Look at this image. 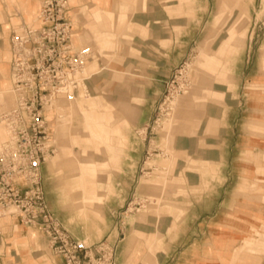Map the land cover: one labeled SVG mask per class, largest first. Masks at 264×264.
Instances as JSON below:
<instances>
[{"label": "rangeland", "instance_id": "obj_1", "mask_svg": "<svg viewBox=\"0 0 264 264\" xmlns=\"http://www.w3.org/2000/svg\"><path fill=\"white\" fill-rule=\"evenodd\" d=\"M69 1L75 44L91 47L93 58L84 74L89 94L59 101L64 117L52 124L56 152L43 166L41 182L53 217L89 243L126 236L118 264H157V218L175 215L179 201L189 205L192 195L209 201L206 208L214 213L220 183L234 202L240 238L235 259L264 264V0ZM41 4L0 0V113L15 105L12 32L23 17H36ZM241 125L250 140L239 156V179L228 172L237 152L218 164L210 151L218 147L226 154L222 136ZM99 127L109 136L92 132ZM133 144L144 154L130 188L122 166ZM121 191L132 195L119 209L124 232L105 235L119 222L118 214L105 219V204L123 203ZM25 226L0 217V264H27L28 256L54 264L39 227ZM141 226L157 233L141 232ZM25 234L38 244L29 245L28 236L17 245Z\"/></svg>", "mask_w": 264, "mask_h": 264}, {"label": "built area", "instance_id": "obj_2", "mask_svg": "<svg viewBox=\"0 0 264 264\" xmlns=\"http://www.w3.org/2000/svg\"><path fill=\"white\" fill-rule=\"evenodd\" d=\"M69 0H42L37 24H22L11 36V76L16 106L2 113L9 138L0 142V217L37 226L63 264H118L107 240L74 237L48 209L41 172L56 151L49 116L54 98L73 100L76 74L93 58L77 46Z\"/></svg>", "mask_w": 264, "mask_h": 264}, {"label": "crops", "instance_id": "obj_3", "mask_svg": "<svg viewBox=\"0 0 264 264\" xmlns=\"http://www.w3.org/2000/svg\"><path fill=\"white\" fill-rule=\"evenodd\" d=\"M71 8L72 7L69 1V8L67 13L69 17H71L70 16ZM37 17L38 15L36 17L29 18V20L28 19L26 20V17H23L22 20H25V23L26 22L35 23L37 21ZM17 28L18 27H16L13 30V32L17 30ZM158 38L164 40V38H161V36L159 35ZM75 40L76 37L74 38V42ZM158 40L159 39H156V41ZM11 57H12V53H10L8 50L9 64ZM11 90H12V86H11ZM82 93L83 92L79 90L77 96H81ZM1 99L2 98L0 97V103L2 101ZM125 109L128 110L127 107H125ZM148 118H149L148 114L143 115L140 118V122H144ZM241 126L242 127L238 132L235 133L232 132L235 130V128L234 129L232 128L233 130L229 129L231 130L230 134L226 133L225 137L222 136V140H223L222 142H225L229 145V147L226 146V154H224L225 153L224 149H223L224 152L221 153L218 147H215V149L213 148V150L210 151L211 152L210 154H213L211 155L210 159H212L213 162H216L218 164H220L221 162L227 163V160H229L228 161L229 163L233 159V154H236L237 152L238 157H236L237 159H234V161L232 160L231 162L232 165L228 170V172L229 174L230 172L232 174H237L239 179L241 175H243V169H244V165L241 161V158H239V156L243 152H245V150H247L250 140L249 134L245 130V126L244 125ZM229 130H225V131H229ZM92 132H94V134H96L98 137H104V136L108 137L110 134V130L108 129L102 130L100 129V127L93 129ZM55 138H56V133H55ZM135 146L136 145L133 144L132 148H129V150L127 151V154L130 155L129 161L125 160L122 166V169L125 170L126 172L124 183L126 186L127 184L130 185V188L135 180L134 179L135 172L139 170L142 164L143 154H144L143 152L140 153L137 152ZM138 157H139L138 160L134 159ZM133 159L135 160V162ZM232 178L234 179L233 175ZM116 184H119V182H116ZM191 184L198 186L199 179L197 178L191 179ZM217 185L218 188L215 187L214 190L217 191L218 193V195H216V204L213 205L214 213H212L211 210L206 208L210 205L209 201L205 199L200 201V195H195V196L192 195L191 196L192 198L190 199L191 204L189 205L181 204L182 202L186 203L189 200L184 199L179 201L180 205L174 207L176 213L175 215H163L160 218L159 217L157 218L156 223L159 222L157 231L159 234L162 235V236H158V241L161 240L159 246H162V249H159L156 252L157 264H241L240 256H238V258L235 259L236 256L235 253H238V255H240L237 249L240 238L237 229L238 224L235 221V219H233L234 214L231 204L233 205L234 202L229 196H227V194H225L226 192H228L227 186L221 188L220 183ZM44 191L46 194L45 187H44ZM131 198H132L131 193L128 192L126 194V193H122L121 191L118 200L123 203L116 205L114 208L110 207L109 206L110 204L108 205V203L105 204L109 206V207L107 206L105 207L106 208L105 219L106 220L111 219L112 216L118 214L116 218H118L119 220V222L116 221V225L114 226L113 229L111 230L108 229L107 231L104 230L105 235L109 234L111 236L112 234L115 233L121 234V232L122 233L124 232L122 229L120 230V227L122 226L120 221L122 218V210L119 211V209L123 206L124 203L130 201ZM114 200L118 201L117 199ZM11 218L13 219V222L16 223L17 225L26 227L19 220L13 217ZM114 220L115 219H113V221ZM139 231L144 232L146 234L157 233L156 230H150L149 227L145 228V226H141ZM29 235H31V233H29ZM29 235L25 234L24 236L22 235V237L17 236L16 238L17 245L24 246L27 242L26 241L24 242V240L22 239L29 238L30 237ZM79 236L84 237V233H80ZM105 239L116 247V257L119 263V261H121V255H118V250L121 244L120 241L125 240L126 236H124L121 240L118 241L117 239L116 240L111 239L112 241H110L108 238ZM28 242H29L28 244L29 245L32 244V246L38 244L31 237L29 238ZM62 261L63 259H61L59 256L56 255L54 256V264H61ZM27 264H41V263L36 261L32 256H28Z\"/></svg>", "mask_w": 264, "mask_h": 264}, {"label": "bare ground", "instance_id": "obj_4", "mask_svg": "<svg viewBox=\"0 0 264 264\" xmlns=\"http://www.w3.org/2000/svg\"><path fill=\"white\" fill-rule=\"evenodd\" d=\"M39 14V12H38ZM25 24H31V25H36L37 24V21L35 23H30V22H26ZM91 48V47H90ZM92 49V48H91ZM92 53H93V50H92ZM11 62V60H10ZM89 63V62H88ZM88 63L84 66V68H82V70H80L77 74H76V77L78 79V82H79V90H81L83 92V94L87 95L88 94V88L85 87V83H84V74H85V68L86 66L88 65ZM11 81H12V92L14 93L15 95V92L13 90V79L11 77ZM65 98H62L61 96L57 97V98H54L53 99V102H52V105H51V110L49 112V116L52 120V124L54 122H56L57 120H60V118H63L64 117V113L60 112V111H57V105L59 103V101H62L64 100ZM15 104H16V95H15ZM16 106V105H13V107ZM11 107V109L13 108ZM4 113V112H2ZM2 113H0V124L2 125L3 129H4V132H0V139L2 138V135H3V138L0 140V142L2 141H5L9 138V131L4 123V121L2 120ZM54 121V122H53ZM53 128V126H52ZM53 131H54V128H53ZM6 135V136H5ZM56 139H55V132H54V136H53V144L55 145L56 143ZM56 146V145H55ZM56 152V151H55ZM53 157V155L49 156L48 157V160ZM86 241V240H85Z\"/></svg>", "mask_w": 264, "mask_h": 264}]
</instances>
